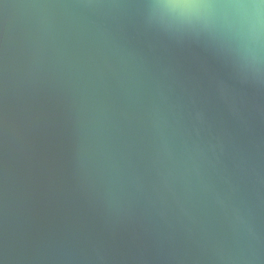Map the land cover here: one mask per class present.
Listing matches in <instances>:
<instances>
[{"label": "water", "instance_id": "95a60500", "mask_svg": "<svg viewBox=\"0 0 264 264\" xmlns=\"http://www.w3.org/2000/svg\"><path fill=\"white\" fill-rule=\"evenodd\" d=\"M0 264H264V0H0Z\"/></svg>", "mask_w": 264, "mask_h": 264}]
</instances>
